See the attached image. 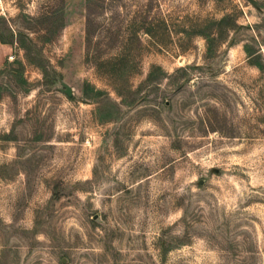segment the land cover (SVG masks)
I'll list each match as a JSON object with an SVG mask.
<instances>
[{"label":"rangeland","instance_id":"1","mask_svg":"<svg viewBox=\"0 0 264 264\" xmlns=\"http://www.w3.org/2000/svg\"><path fill=\"white\" fill-rule=\"evenodd\" d=\"M0 264H264V0H0Z\"/></svg>","mask_w":264,"mask_h":264},{"label":"crops","instance_id":"2","mask_svg":"<svg viewBox=\"0 0 264 264\" xmlns=\"http://www.w3.org/2000/svg\"><path fill=\"white\" fill-rule=\"evenodd\" d=\"M0 45H3V44L0 43Z\"/></svg>","mask_w":264,"mask_h":264}]
</instances>
